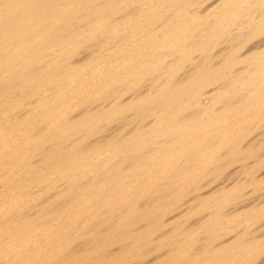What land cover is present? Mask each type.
<instances>
[{"label": "bare ground", "instance_id": "obj_1", "mask_svg": "<svg viewBox=\"0 0 264 264\" xmlns=\"http://www.w3.org/2000/svg\"><path fill=\"white\" fill-rule=\"evenodd\" d=\"M0 264H264V0H0Z\"/></svg>", "mask_w": 264, "mask_h": 264}]
</instances>
